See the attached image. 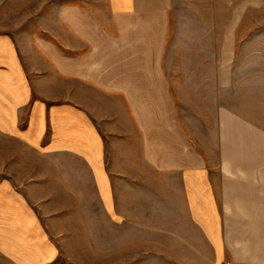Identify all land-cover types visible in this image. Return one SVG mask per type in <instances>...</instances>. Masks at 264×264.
Masks as SVG:
<instances>
[{"label": "crops", "instance_id": "1", "mask_svg": "<svg viewBox=\"0 0 264 264\" xmlns=\"http://www.w3.org/2000/svg\"><path fill=\"white\" fill-rule=\"evenodd\" d=\"M107 1L108 26L61 0L67 37L43 28L19 42L0 30V264H54L69 226H149L150 212L160 259L264 264L262 102L254 120L221 108L215 171L199 153L197 117L181 120L164 69L149 57L179 8L191 19H264V0Z\"/></svg>", "mask_w": 264, "mask_h": 264}, {"label": "rangeland", "instance_id": "2", "mask_svg": "<svg viewBox=\"0 0 264 264\" xmlns=\"http://www.w3.org/2000/svg\"><path fill=\"white\" fill-rule=\"evenodd\" d=\"M64 1L79 3L95 12L107 26L112 20L107 0ZM60 4L61 0H0V30L11 33L19 42L29 33L43 32V28L66 36L65 29L57 20ZM183 4L178 5L182 7ZM189 13L184 8L171 12V18L166 20L165 46L159 53L150 52L149 57L158 59L164 69L181 120L189 124L195 122L194 116L197 117L199 153L206 156L207 152L209 165L220 171L218 129L221 108L226 114L240 113L254 120L257 116L255 107H259L261 102L264 106V19L186 18L184 15ZM176 15L183 17L177 18ZM221 24L224 25L223 34H220ZM120 30L122 33L118 32L116 37L124 48L126 36L124 30ZM69 40L71 43L72 37ZM133 41L139 39L134 38ZM150 43L153 46L155 40ZM121 55L119 52V58ZM161 71L160 68L159 73ZM229 118L233 122V116L229 115ZM114 146L117 160H124V141H118ZM150 214L149 226L132 227L125 220L112 228L69 226V236H65L68 241L55 243L58 253L54 264L202 263L203 260L183 263L181 259L158 258L160 221L153 220L152 212ZM61 228H52L56 240L60 238L56 235ZM169 229L173 231V227ZM165 239V252L173 255V243L168 242V239L173 240V236L166 233ZM198 251L205 252V249L199 245ZM225 261L236 264L233 260Z\"/></svg>", "mask_w": 264, "mask_h": 264}, {"label": "built area", "instance_id": "3", "mask_svg": "<svg viewBox=\"0 0 264 264\" xmlns=\"http://www.w3.org/2000/svg\"><path fill=\"white\" fill-rule=\"evenodd\" d=\"M222 264H232L231 262H227V261H225V262H223Z\"/></svg>", "mask_w": 264, "mask_h": 264}]
</instances>
